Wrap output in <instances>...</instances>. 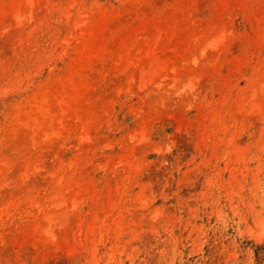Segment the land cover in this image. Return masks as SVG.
<instances>
[{"label": "rangeland", "instance_id": "obj_1", "mask_svg": "<svg viewBox=\"0 0 264 264\" xmlns=\"http://www.w3.org/2000/svg\"><path fill=\"white\" fill-rule=\"evenodd\" d=\"M234 1L0 0V264H264V0Z\"/></svg>", "mask_w": 264, "mask_h": 264}, {"label": "bare ground", "instance_id": "obj_2", "mask_svg": "<svg viewBox=\"0 0 264 264\" xmlns=\"http://www.w3.org/2000/svg\"><path fill=\"white\" fill-rule=\"evenodd\" d=\"M229 2L227 1H221L220 2V5H221V11H225L227 9V7L229 6L228 5ZM254 4V3H253ZM253 4L249 5V7H247L248 9H242L241 5H239V2L238 0H235L234 1V5L238 6L239 9L241 10L242 12V17L244 16H247L249 17L252 13V7L254 6ZM234 18L232 19V21L235 19V17H237V15H234L233 16ZM255 17H257V20H256V23L254 24L253 26V31H254V35L256 37V41L254 39V42H257L258 40L260 41H263V34H264V15H260V13L256 14ZM250 18V17H249ZM215 32L214 34L211 36V39L212 40H216L217 36L219 35V33L222 32V23H217L215 24ZM98 37V36H97ZM97 39V38H96ZM95 40V39H94ZM224 47V46H223ZM222 46L220 47V49L218 51L215 52V60L221 58L222 59H225L226 56H224V54H222V52H224L226 50V48L222 49L223 48ZM224 50V51H223ZM147 53V52H146ZM151 54V53H150ZM150 56H153L152 57V60H156L155 58V55H150ZM255 66L252 68L254 69ZM142 68H139V70H141Z\"/></svg>", "mask_w": 264, "mask_h": 264}]
</instances>
